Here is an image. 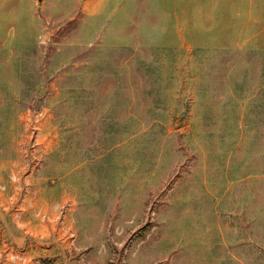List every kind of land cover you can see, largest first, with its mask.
<instances>
[{"label":"rangeland","instance_id":"374dc122","mask_svg":"<svg viewBox=\"0 0 264 264\" xmlns=\"http://www.w3.org/2000/svg\"><path fill=\"white\" fill-rule=\"evenodd\" d=\"M0 264H264V0H0Z\"/></svg>","mask_w":264,"mask_h":264}]
</instances>
